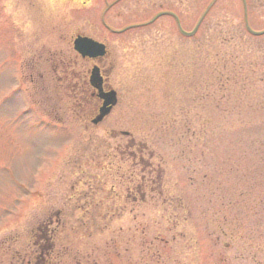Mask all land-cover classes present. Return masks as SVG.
<instances>
[{"label":"rangeland","instance_id":"1","mask_svg":"<svg viewBox=\"0 0 264 264\" xmlns=\"http://www.w3.org/2000/svg\"><path fill=\"white\" fill-rule=\"evenodd\" d=\"M66 4L0 0V264H264V33L242 0ZM163 12L204 16L184 38ZM75 35L109 51L94 127Z\"/></svg>","mask_w":264,"mask_h":264},{"label":"water","instance_id":"2","mask_svg":"<svg viewBox=\"0 0 264 264\" xmlns=\"http://www.w3.org/2000/svg\"><path fill=\"white\" fill-rule=\"evenodd\" d=\"M243 5H244V0H242ZM163 15H169L167 13H161L157 14L156 16L153 17L152 21L157 19L160 16ZM204 16V15H203ZM203 16L199 19L193 30L189 33L183 32L178 24V21L176 20L177 26H178V31L182 36L185 37H190L193 36L203 18ZM151 21V22H152ZM245 29L246 31L252 35V36H260L264 33V31L261 32H254L252 31L245 20ZM73 50L80 55L81 58H89V59H95L97 57H102L104 55V46L102 44H99L97 42H94L93 40L86 38V37H79L77 36L73 40ZM88 82L90 86L97 91V97L102 100V104L100 108L98 109V114L96 117L92 120V124H97L99 123L105 116H107L111 110L112 107L115 106L116 104V94L113 90H109L108 92H103L102 91V80L101 77L99 76V71L97 67H92L89 73V79Z\"/></svg>","mask_w":264,"mask_h":264},{"label":"flooded vegetation","instance_id":"3","mask_svg":"<svg viewBox=\"0 0 264 264\" xmlns=\"http://www.w3.org/2000/svg\"><path fill=\"white\" fill-rule=\"evenodd\" d=\"M69 1H72V2H77L79 5H81L82 7L86 6L87 4H89L91 2V0H64L65 2V5H68L66 3H68ZM66 7V6H65ZM63 25H64V31H65V12L63 13ZM105 24V23H104ZM102 29L105 30L106 32L108 31L109 34H116V32H114L113 30H109L107 28L106 25H104V27L102 26ZM86 37V38H89L91 40H94L93 38L91 37H87V36H84V35H75L73 38H72V41H71V46H72V51L74 52L75 55H77L75 53V51L73 50V40L77 37ZM94 41H97V40H94ZM98 43L102 44L104 46V55L102 57H97L95 59H89V58H81L79 55H77V57H79V59L81 61H94L96 62L95 64L93 63L92 66H91V69L92 67H97L98 71H99V76L101 77V80H102V91L103 92H107L108 89H106V76L105 74L103 73V70L100 66V62L101 60H103L105 57L108 56L109 54V51H108V48L106 46L105 43H103L102 41H97ZM90 69V70H91ZM90 70H89V73H90ZM88 79H89V75H88ZM88 79H87V83H85L81 89V91L77 94V102L76 104H74V107L76 109H80V107L84 104H94V107H93V112L89 115H87L83 121L85 123H89L92 127L98 125L99 123L97 124H92V120L96 117V115L98 114V109L100 108L101 104H102V100H100L98 97H97V91L94 90L89 82H88ZM131 157H133L131 155ZM46 234H47V228H46ZM47 242V239L45 240ZM42 242H44V237L41 236V238H39L38 240H36L34 243H33V247H36V248H41V245L43 244ZM44 247V245H43ZM42 247V249H43ZM27 264H30V261L27 262Z\"/></svg>","mask_w":264,"mask_h":264},{"label":"trees","instance_id":"4","mask_svg":"<svg viewBox=\"0 0 264 264\" xmlns=\"http://www.w3.org/2000/svg\"><path fill=\"white\" fill-rule=\"evenodd\" d=\"M246 0H244V5L242 4V10H243V16H244V20L246 19L247 20V5H246ZM245 32L247 33L246 29H245ZM248 34V33H247ZM249 36L253 37V38H260V36H252L250 34H248Z\"/></svg>","mask_w":264,"mask_h":264}]
</instances>
